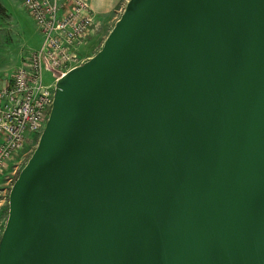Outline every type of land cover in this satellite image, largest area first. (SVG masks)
Here are the masks:
<instances>
[{
  "label": "water",
  "instance_id": "1",
  "mask_svg": "<svg viewBox=\"0 0 264 264\" xmlns=\"http://www.w3.org/2000/svg\"><path fill=\"white\" fill-rule=\"evenodd\" d=\"M0 264H264V0H126L55 82Z\"/></svg>",
  "mask_w": 264,
  "mask_h": 264
},
{
  "label": "built area",
  "instance_id": "2",
  "mask_svg": "<svg viewBox=\"0 0 264 264\" xmlns=\"http://www.w3.org/2000/svg\"><path fill=\"white\" fill-rule=\"evenodd\" d=\"M25 9L42 42L0 86V172L42 131L57 78L83 62L80 49L100 24L86 0H25ZM43 66L52 73L49 84L43 82Z\"/></svg>",
  "mask_w": 264,
  "mask_h": 264
},
{
  "label": "rangeland",
  "instance_id": "3",
  "mask_svg": "<svg viewBox=\"0 0 264 264\" xmlns=\"http://www.w3.org/2000/svg\"><path fill=\"white\" fill-rule=\"evenodd\" d=\"M1 3L0 6L3 11L0 13V80H7L14 67L20 66L21 59L19 56L39 49L42 35L35 21L25 9V0H2ZM120 13L108 22H100L95 34L80 49V58L83 62L100 49ZM42 70L43 82L45 84L51 83L53 80L51 71L45 69L44 66ZM41 132L32 135V139L26 142L24 148L0 172V235L7 218L9 189L20 169L35 149Z\"/></svg>",
  "mask_w": 264,
  "mask_h": 264
},
{
  "label": "crops",
  "instance_id": "4",
  "mask_svg": "<svg viewBox=\"0 0 264 264\" xmlns=\"http://www.w3.org/2000/svg\"><path fill=\"white\" fill-rule=\"evenodd\" d=\"M1 1L2 0H0V3ZM86 1L88 2L90 8L93 10L96 18L103 23L110 21L112 18H115L116 14L120 13L126 2V0H86ZM24 56L25 54L19 56L21 59L20 66L23 62L22 59ZM19 67L16 68L14 67L13 72ZM12 73L8 76L7 80L6 79L0 80V85L6 84L10 79Z\"/></svg>",
  "mask_w": 264,
  "mask_h": 264
},
{
  "label": "trees",
  "instance_id": "5",
  "mask_svg": "<svg viewBox=\"0 0 264 264\" xmlns=\"http://www.w3.org/2000/svg\"><path fill=\"white\" fill-rule=\"evenodd\" d=\"M3 11V8H1V6H0V13Z\"/></svg>",
  "mask_w": 264,
  "mask_h": 264
}]
</instances>
